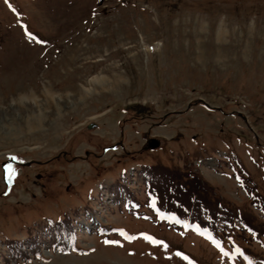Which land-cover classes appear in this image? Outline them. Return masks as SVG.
Returning <instances> with one entry per match:
<instances>
[{"label":"rangeland","instance_id":"obj_1","mask_svg":"<svg viewBox=\"0 0 264 264\" xmlns=\"http://www.w3.org/2000/svg\"><path fill=\"white\" fill-rule=\"evenodd\" d=\"M0 264H264V0H0Z\"/></svg>","mask_w":264,"mask_h":264},{"label":"water","instance_id":"obj_2","mask_svg":"<svg viewBox=\"0 0 264 264\" xmlns=\"http://www.w3.org/2000/svg\"><path fill=\"white\" fill-rule=\"evenodd\" d=\"M97 123H91L88 125V128L89 129H93L95 127H97ZM161 141L157 138H151L148 140V144H147V147L150 148V149H154V148H157L159 145H160Z\"/></svg>","mask_w":264,"mask_h":264},{"label":"snow or ice","instance_id":"obj_3","mask_svg":"<svg viewBox=\"0 0 264 264\" xmlns=\"http://www.w3.org/2000/svg\"><path fill=\"white\" fill-rule=\"evenodd\" d=\"M13 11H15V9H13ZM28 35L30 38L35 39V37H33L31 33H28ZM13 159H15V158H13ZM7 171H8V179L11 180L12 174H13L11 165H8ZM129 239H131V237H129ZM145 239L151 241L152 243H161L159 241L154 240L152 237H149V236H145ZM185 259H187V257H185Z\"/></svg>","mask_w":264,"mask_h":264}]
</instances>
